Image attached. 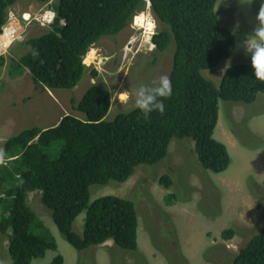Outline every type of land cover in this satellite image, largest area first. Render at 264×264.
Wrapping results in <instances>:
<instances>
[{
	"label": "trees",
	"instance_id": "16d2710c",
	"mask_svg": "<svg viewBox=\"0 0 264 264\" xmlns=\"http://www.w3.org/2000/svg\"><path fill=\"white\" fill-rule=\"evenodd\" d=\"M18 2L0 0V29ZM216 2L149 0L157 24V31L150 38L154 49L150 64L156 62L154 53L172 50L168 76L173 95L164 101V115L152 113L145 120L134 108L107 120L111 94L105 86L91 84L80 100L71 101L84 119L65 115L45 129L27 123L2 145L14 158L7 167L0 166V253L3 242H7L11 264H31L32 260L43 258L46 251H57L50 230L29 206L34 192H40V202L57 230L79 253L77 264H95L85 257L86 253L108 241H112L111 264H124L125 252L142 257L138 252L135 203L113 195L90 202L92 186L125 183L138 166L160 163L174 139H192L205 170L219 174L228 169L231 157L227 147L213 138L219 100L250 106L259 94H264V83L256 80L251 63L229 66L219 87L203 77V70L217 67L236 46L233 32L219 23ZM145 7L146 0H56L49 7L53 22L46 32L21 44L27 53L11 62V71L19 76L27 70L36 86L49 91L73 90L87 74L91 79L97 76L94 69L84 64L89 49L100 39L121 33ZM33 49L39 51L38 59L33 58ZM4 62L0 56V65ZM39 110L46 112L44 108ZM233 134L236 135L235 130ZM159 184L168 190L172 180L162 175ZM247 188L254 199L264 204L262 190L260 194L251 186ZM174 201V192L164 196L166 204L173 205ZM83 212V231L79 234L74 222ZM245 233L244 229L232 227L222 231L221 237L229 240L235 235L246 236ZM169 242L168 251H174L179 262L185 261L174 230ZM232 258L231 264H264V224L247 236L244 246ZM137 261L148 264L145 258ZM63 262L62 255L57 254L52 264Z\"/></svg>",
	"mask_w": 264,
	"mask_h": 264
},
{
	"label": "rangeland",
	"instance_id": "374dc122",
	"mask_svg": "<svg viewBox=\"0 0 264 264\" xmlns=\"http://www.w3.org/2000/svg\"><path fill=\"white\" fill-rule=\"evenodd\" d=\"M55 1L19 0L11 7L12 15L2 26L7 28L11 25L18 38L6 46L2 52L4 54L0 53L5 58L4 64L0 65V147L27 123L45 129L65 115L84 119L83 114L74 110L71 101L73 98L80 100L91 84H101L109 90L111 107L106 119L112 120L118 113L135 108L131 99H122V92H132L142 83L152 86V82L157 81L161 75L169 74L172 64L171 48L163 53H154L156 62L150 64V53L153 51L150 38L156 33L157 24L146 5L136 15L144 18L142 25L136 23L134 17L121 33L104 37L89 49L84 64L97 72L95 79L87 74L73 90L53 92L36 86L27 70L16 76L11 71V62L27 53V48L20 47L26 39L47 31L53 19L51 23L42 25L43 18H54L49 7ZM261 2L262 0H253L251 6H241L238 0H225L224 3L217 0L215 13L219 23L233 32L236 46L232 55L217 67L202 71L203 77L212 81L216 87H219L229 66L251 63L250 57L242 48L238 49L237 44L246 34L251 33ZM18 12H21L20 19L16 17ZM31 15L37 20L26 24V17ZM148 22L150 26L147 25ZM2 28L0 33L4 29ZM91 51L94 56L89 63L85 60ZM261 103H264V94H259L256 102L250 106L233 105L219 100L218 121L213 138L227 147L231 157V164L225 172L215 174L205 170L198 161L192 139H174L169 145L168 155L160 163L138 166L134 176L125 183L110 182L106 186L95 185L90 188V202L101 196L113 195L135 203L138 250L140 249L143 258H135V253L125 252L124 264H140L137 259H144V255L148 264L232 263V256L244 246L247 236L258 232L264 224V204L254 199L252 192L246 188L248 185L256 193L261 194L260 190L264 192V105ZM42 108L47 114L40 112L39 109ZM234 130L236 135L233 136ZM223 133L231 137L232 142L226 141ZM162 175H168L172 180V187L168 190L159 184ZM143 181L149 184H139ZM171 192L175 193V201L173 205H168L164 202V196ZM28 203L50 230L57 244V251L48 250L43 258L34 259L31 264H52L57 254L62 255L63 264H77L79 253L57 230L50 213L40 202V192L32 193ZM84 216L83 212L74 222L79 234L83 231ZM232 227L246 230L247 235L222 239V231ZM172 230L186 262H179L175 252L168 251ZM6 243L3 242L2 245L0 264H11ZM111 246L112 241H108L88 251L85 257L93 259L95 264H111ZM160 249H163L164 255Z\"/></svg>",
	"mask_w": 264,
	"mask_h": 264
},
{
	"label": "clouds",
	"instance_id": "9594fccd",
	"mask_svg": "<svg viewBox=\"0 0 264 264\" xmlns=\"http://www.w3.org/2000/svg\"><path fill=\"white\" fill-rule=\"evenodd\" d=\"M224 2L225 0H221V3ZM238 2L241 6H251L253 0H238ZM146 5L147 8H150V3L148 6L146 2ZM255 21L251 33L245 35V38L237 44V48H242L245 54L250 57L256 80L264 83V0L260 4ZM31 54L34 59H38L40 55L37 49H33ZM172 95V82L166 74L161 75L157 81H153L152 86L142 83L132 92L124 91L121 93L122 99L133 101L134 107L140 111L145 120L150 119L152 113L164 115V101L171 98ZM12 159L14 158L10 157L6 150L0 147V166L7 167Z\"/></svg>",
	"mask_w": 264,
	"mask_h": 264
},
{
	"label": "built area",
	"instance_id": "2783aa9c",
	"mask_svg": "<svg viewBox=\"0 0 264 264\" xmlns=\"http://www.w3.org/2000/svg\"><path fill=\"white\" fill-rule=\"evenodd\" d=\"M146 2L148 4V6H149V1L146 0ZM11 15H12V11L10 10L8 12V18L11 17ZM20 15H21V12L16 13V17L17 18L19 17V19H20ZM34 20H37V19L34 16H32V15H31V19L30 20H29V17H26V24H31ZM43 20H44V22L41 21V23L43 22L42 25H44L45 23L46 24L51 23L52 16H50L48 18H46L44 16ZM11 27H12L11 25H8L7 28L6 27L5 28L3 27L4 29L2 28L3 31H2V33H0V53L5 51V48H6V46H8V44H12V42H14L18 38V37H15V35H14L16 30L13 27L12 28ZM2 54H4V53H2Z\"/></svg>",
	"mask_w": 264,
	"mask_h": 264
},
{
	"label": "bare ground",
	"instance_id": "6f19581e",
	"mask_svg": "<svg viewBox=\"0 0 264 264\" xmlns=\"http://www.w3.org/2000/svg\"><path fill=\"white\" fill-rule=\"evenodd\" d=\"M49 16L51 15V13H47ZM53 14V13H52ZM31 19V17H29V20ZM143 21H144V18L143 17H136V23L138 22L139 24H143ZM148 26H150V22H148L147 24ZM89 56L86 58V62H89L91 63V61H89L90 59L93 58L94 54H93V51L90 52V54H88ZM243 210V208H242Z\"/></svg>",
	"mask_w": 264,
	"mask_h": 264
},
{
	"label": "crops",
	"instance_id": "0c3cea01",
	"mask_svg": "<svg viewBox=\"0 0 264 264\" xmlns=\"http://www.w3.org/2000/svg\"><path fill=\"white\" fill-rule=\"evenodd\" d=\"M232 133V132H231ZM229 134H230V131H229ZM233 134V133H232ZM223 135H224V139L226 140V141H229V142H232V139H231V137H229V136H227L225 133H223ZM233 136H234V134H233ZM234 140V139H233ZM247 188V187H246ZM138 252L141 254V251H140V249L138 250ZM144 257H145V259H146V256L144 255ZM147 260V259H146ZM148 262V261H147Z\"/></svg>",
	"mask_w": 264,
	"mask_h": 264
},
{
	"label": "flooded vegetation",
	"instance_id": "af4514ba",
	"mask_svg": "<svg viewBox=\"0 0 264 264\" xmlns=\"http://www.w3.org/2000/svg\"><path fill=\"white\" fill-rule=\"evenodd\" d=\"M154 50V49H153Z\"/></svg>",
	"mask_w": 264,
	"mask_h": 264
}]
</instances>
